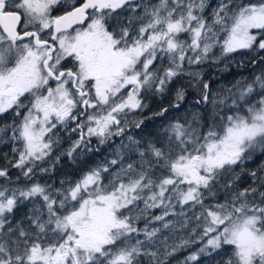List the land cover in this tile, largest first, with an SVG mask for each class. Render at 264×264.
Here are the masks:
<instances>
[{
  "label": "snow or ice",
  "instance_id": "obj_1",
  "mask_svg": "<svg viewBox=\"0 0 264 264\" xmlns=\"http://www.w3.org/2000/svg\"><path fill=\"white\" fill-rule=\"evenodd\" d=\"M61 4L0 0V116L14 114L0 125V143H12L9 165L26 179L14 184L9 167H0V264H141L145 257L168 264L192 247L178 264L225 249L217 264H264V165L245 166L264 154V73L213 92L201 72H185L264 50V0H218L210 19L208 0H73L53 15ZM183 75L199 86L204 115L174 119L143 143L127 136L125 144L129 124L144 123L127 119L147 106L142 94L164 95ZM184 99L177 88L171 108ZM70 122L78 137L43 167L60 145L55 130ZM116 137L113 158L79 179L59 187L35 180L61 156L75 163ZM133 155L139 159L124 164ZM243 176L251 183L239 187ZM25 202L28 214L13 222Z\"/></svg>",
  "mask_w": 264,
  "mask_h": 264
},
{
  "label": "trees",
  "instance_id": "obj_2",
  "mask_svg": "<svg viewBox=\"0 0 264 264\" xmlns=\"http://www.w3.org/2000/svg\"><path fill=\"white\" fill-rule=\"evenodd\" d=\"M153 3L156 2V0H152ZM209 5L214 3V0H208ZM207 11V9H206ZM124 15L126 14H121L120 17H114L113 20L110 21V25L112 27L116 26L117 20H122L124 18ZM207 16V15H206ZM111 30V29H110ZM185 37V38H184ZM181 38L186 39V36H182ZM240 53L243 54H248V58L244 62L243 67H239L237 62H229L227 64V70H224L225 66H220V67H214L215 65L207 62L204 64H201L199 66H191L190 68L186 66L185 72H190V71H199L201 72L202 76L201 79L202 81H206L209 84H215L217 82L221 83H228L231 84L233 83V80H235L239 75H244V78H247V80H252L255 74H261L264 73V54H261L259 50L253 49V50H241ZM217 55V53H215ZM252 61H255V63H252ZM167 65V63H166ZM221 65V64H220ZM261 69V71H259ZM196 81L192 80L190 76L188 75H183L182 77L176 78L174 82L170 85L172 88V99L174 101V94L175 90L177 88H183L185 91V99L187 98L189 100V103L192 104L190 107L193 108L194 113H200L201 115H204V108L205 106L203 104H197V100L200 98V92L199 88L197 86H193ZM165 95V94H164ZM159 97V96H158ZM181 102L182 103L185 102ZM175 102V101H174ZM14 119V114L13 113H6L3 116H0V125H3L5 123H10ZM129 121H138L137 119V112L130 113L127 117ZM190 118L189 120H191ZM170 121L172 120H162L158 119L157 120V126L154 128L153 132L155 136H157L158 133L163 131V126L167 125ZM151 133V135H152ZM149 135V134H148ZM145 137L143 135H139L137 132H131L128 134V136H132L137 140H140L142 143L145 141H148L150 139L156 138L155 136ZM61 136H63L61 134ZM78 137V134L70 139L67 138V136L64 137H59L60 138V145L56 148L53 156L51 159L47 162L44 163L42 166L43 167H49L50 164H53L55 161L56 155H59L61 152L65 151L67 148L70 147L71 143ZM125 144L128 143L127 137L123 140ZM120 145V143L118 144ZM115 145V147L109 149L107 152L102 151V146L99 148L98 152H89L86 153L83 156H79L78 154V159L75 161V163L67 158V156H61L60 160L58 163H54V167L51 172L47 174H38L35 177L36 181H39L41 183H44L45 181L50 182L49 184L53 185V187H59L60 186V181L61 180H68L71 179L73 180L74 178H80L83 173L87 172L90 168H93L97 166L98 164H103L106 163L107 160L113 158V151L114 149L118 146ZM12 143L9 141L7 143H0V167H9V177L11 181L15 183H19L20 186H24L26 183V179L20 175L19 169L11 168L9 165V161L15 160V156L12 153ZM91 146L93 148L97 147V141L95 138L92 139ZM260 153L259 151L256 152L253 155V159L246 162L248 170L256 169L259 168L257 165L258 160L260 158ZM139 157L136 155L131 156V159H125L124 164L131 163L133 160H138ZM117 169L113 168L112 171L115 172ZM239 172V169L236 170ZM19 177V180L17 181V178ZM222 183L224 181H221ZM6 183L4 178H0V184ZM250 180L247 176H243L241 179V182L239 184V187H244L248 184H250ZM220 199L222 200L223 197L221 196ZM215 201L211 200H206L205 203H214ZM32 207L31 204L25 202L23 206L18 208L14 215L10 217V219L15 222L17 220H20L24 218L27 214L29 209ZM155 212L159 211V209H155ZM145 220L141 219L137 221V226L138 227H143L145 224ZM187 235V233H184ZM141 238H143L141 236ZM198 247V246H197ZM196 251V247L189 248L188 250H184L181 252H178L174 257L169 259L168 264H178L179 261H182L185 256L189 254V252ZM230 252V249H225V253ZM225 253H221L220 256H213V257H202L200 260V264H217V261H220L221 259L226 258ZM141 264H147V258H142Z\"/></svg>",
  "mask_w": 264,
  "mask_h": 264
},
{
  "label": "flooded vegetation",
  "instance_id": "obj_3",
  "mask_svg": "<svg viewBox=\"0 0 264 264\" xmlns=\"http://www.w3.org/2000/svg\"><path fill=\"white\" fill-rule=\"evenodd\" d=\"M74 2L78 5L82 2V0H74ZM72 3H73V0L69 1V2L67 1L63 6L61 5V6L56 7V9H54V11H53V15H61L65 11L70 10V6ZM64 66L65 67H71V61L69 60V61L65 62ZM142 98H143L144 103L147 106L142 111L136 110L135 112H137V118H139L137 120L138 121L143 120L144 123L141 126V128H135L134 126H132V124H129L126 135L123 138V140L131 132H137L139 135L144 134L145 137H149V135H151V133L153 132L154 128L157 126V120L158 119L173 120L171 117V113L173 112V108H171V105L174 103V101L172 99V88H171V86H169V90L165 93V95L146 93V94H142ZM188 102H189V100L186 98L185 102L182 103L181 106L187 104ZM165 107L169 108V111L165 114L164 117H157L154 115L155 113L159 112L162 108H165ZM71 124L73 127H75L74 123L71 122ZM75 134L79 135V133H75ZM151 136L154 137L155 134L152 133ZM91 143H92V141H91ZM119 143H121V138L116 137V138H114L113 142H110L109 144L102 146V151L107 152V151H109V149L115 147V145H118Z\"/></svg>",
  "mask_w": 264,
  "mask_h": 264
},
{
  "label": "rangeland",
  "instance_id": "obj_4",
  "mask_svg": "<svg viewBox=\"0 0 264 264\" xmlns=\"http://www.w3.org/2000/svg\"><path fill=\"white\" fill-rule=\"evenodd\" d=\"M69 2V1H72V0H62V6L66 3V2ZM217 3H218V0H214V3L213 4H211V5H209V7L207 8V11H205V16L207 15V17H209V19H210V16H211V11H212V8H214L216 5H217ZM61 5H58V6H61ZM57 6V7H58ZM185 38V37H184ZM184 38H182V39H184ZM215 51V53H217V55H219V50L218 49H216V50H214ZM241 51V50H240ZM240 51H238V52H236V53H233L231 56H230V58L227 60V61H224V62H221L220 64H218V65H216V64H214L215 66V68L217 67H220V66H225V64H228L229 62H234V61H236L237 62V64H238V66L239 67H243L244 66V62H245V60L248 58V54H243V53H240ZM246 51V50H245ZM260 51V53L261 54H264V50H259ZM166 63H167V60H164V61H157L156 62V67L157 68H159V67H161V64H163V66H167L166 65ZM153 70H155V69H153ZM259 71H261V69H259ZM263 71H264V69H263ZM256 75H260V74H255L254 76H256ZM241 77H244V75H239L235 80H233V83H235V81L236 80H238V79H240ZM232 84V83H231ZM231 84H228V83H221V82H217V83H215V84H210V88H211V90L213 91V92H218V91H220V90H222L223 88H225V87H230L231 86ZM194 85L195 86H197V88H199V86L197 85V83L195 82L194 83ZM127 93L125 92V95H126ZM200 94V93H199ZM192 104H190L189 102L187 103V104H185V105H183V106H181L180 108H179V110L177 111V110H175V109H173V112L171 113V117H172V119L174 120V119H181V120H184V119H190V118H192V116H193V114H194V110H193V108L192 107H190ZM9 113H11V112H9ZM71 128H73V126H72V124H71V122L69 123V125H68V130H65V128H63V127H61V126H58L57 127V129L55 130V132H56V135L58 136V137H64V136H67V138H71V137H73V135H77V134H75V133H73V132H71L70 131V129ZM61 134L63 135V136H61ZM78 155V154H77ZM260 160H258V163H257V165L260 167L261 165H264V154H261L260 155V158H259ZM246 167H248L247 166V164L245 165ZM249 168V167H248ZM247 168V169H248ZM82 176V175H81ZM77 179H79V178H74L73 180H77ZM251 182V181H250ZM48 183H50V182H48ZM105 183H107V179L105 180ZM139 207L142 209L144 206H143V204L141 203L140 205H139ZM155 209H152V210H150V214L151 215H158V214H160V212L158 211H154ZM165 234H167V233H165ZM185 235V234H184Z\"/></svg>",
  "mask_w": 264,
  "mask_h": 264
},
{
  "label": "water",
  "instance_id": "obj_5",
  "mask_svg": "<svg viewBox=\"0 0 264 264\" xmlns=\"http://www.w3.org/2000/svg\"><path fill=\"white\" fill-rule=\"evenodd\" d=\"M62 15V14H61Z\"/></svg>",
  "mask_w": 264,
  "mask_h": 264
}]
</instances>
